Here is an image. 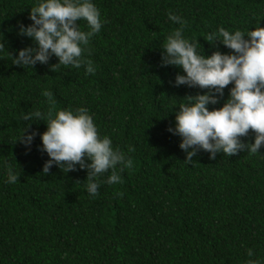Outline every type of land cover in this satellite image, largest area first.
Segmentation results:
<instances>
[{"label":"trees","instance_id":"16d2710c","mask_svg":"<svg viewBox=\"0 0 264 264\" xmlns=\"http://www.w3.org/2000/svg\"><path fill=\"white\" fill-rule=\"evenodd\" d=\"M93 2L103 23L82 53L96 68L86 74L83 64L53 65L55 55L33 66L12 63L19 48L34 44L18 28L31 23L35 0H0V264H243L248 248L264 261V143L256 153L210 159L200 149L185 160L181 137L168 128L184 96L206 89L177 86L183 69L161 63L162 42L178 26L169 10L185 19L183 35L210 55L233 51L207 40L219 26H264V0ZM231 86L208 107L221 106ZM81 105L132 161L118 165L121 180L101 183L95 197L78 165L42 173L46 121L22 119L26 111L46 118ZM26 124L37 131L30 150L18 139ZM241 139L252 142L254 131ZM9 167L19 174L15 183L5 182Z\"/></svg>","mask_w":264,"mask_h":264},{"label":"clouds","instance_id":"9594fccd","mask_svg":"<svg viewBox=\"0 0 264 264\" xmlns=\"http://www.w3.org/2000/svg\"><path fill=\"white\" fill-rule=\"evenodd\" d=\"M168 18L178 26L167 34L162 42L161 63L178 65L183 72L175 74L174 83L179 86H199L206 89L195 95H185L175 110V124L168 131L181 137L179 147L185 151V160L191 159L200 149L214 159L218 152L229 156L239 150L259 152L264 143V26L259 23L247 30H228L219 26L211 32L208 41L220 42L233 50L221 52L219 49L205 55L195 37L183 35L185 19L169 10ZM31 23L21 22L18 33L32 39L33 45L19 48L12 56V63L33 66L47 63L51 55L58 58L53 65L82 64L85 73H94L96 68L91 59L82 55L90 38L101 29V12L93 0H35L30 7ZM86 22V30L79 21ZM246 34V35H245ZM4 46L0 42V48ZM52 66V65H51ZM231 82L228 95L219 107L224 88ZM43 95L48 96L47 91ZM24 121L39 119L46 121L47 127L40 132L43 151L47 153L42 173H48L56 164L64 172L74 170L77 165L87 170L86 191L95 197L101 183L115 184L121 180L117 166H131V159L119 147H113L109 135H100L93 116L86 106L58 108L53 114H43L39 109L22 114ZM28 124L19 135V140L30 150L37 131H27ZM254 131L250 143L241 137ZM128 146V151H132ZM107 174V175H105ZM18 173L7 169L6 183H15ZM119 195V193H117ZM247 259L243 264H264L247 249Z\"/></svg>","mask_w":264,"mask_h":264}]
</instances>
